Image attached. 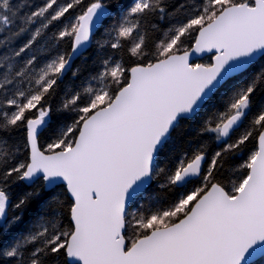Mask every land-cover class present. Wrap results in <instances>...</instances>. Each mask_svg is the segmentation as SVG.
I'll list each match as a JSON object with an SVG mask.
<instances>
[{"label":"trees","instance_id":"obj_1","mask_svg":"<svg viewBox=\"0 0 264 264\" xmlns=\"http://www.w3.org/2000/svg\"><path fill=\"white\" fill-rule=\"evenodd\" d=\"M98 2L110 9L109 16L88 48L68 68H61L80 17ZM133 2L0 0V192L8 198L0 222V264H69L65 244L72 231V201L65 187L45 190L42 179L30 186L21 180L29 160L26 121L45 113L38 136L43 151L71 146L83 119L109 103L127 83L132 66L187 50L198 29L224 7L254 0H148L143 8L131 11ZM126 28L130 31L123 33ZM174 38L165 50L163 45ZM211 59L207 55L197 62L209 65ZM49 62L51 71L45 69ZM103 91L106 97L96 102ZM242 100L239 128L222 139L217 129ZM262 129L264 55L223 83L195 116L175 125L158 151L151 184L126 212L127 247L152 229L181 218L193 202L174 216H158L192 189L199 190L198 197L217 183L234 195L248 175ZM201 153L206 155L201 176L177 187V172ZM156 217L162 222L156 223ZM252 264H264V256Z\"/></svg>","mask_w":264,"mask_h":264},{"label":"water","instance_id":"obj_2","mask_svg":"<svg viewBox=\"0 0 264 264\" xmlns=\"http://www.w3.org/2000/svg\"><path fill=\"white\" fill-rule=\"evenodd\" d=\"M109 14L98 2L80 17L65 69ZM207 55L209 65L197 62ZM263 55L264 0L231 4L198 29L187 50L132 66L109 103L83 119L71 146L43 151V118L26 121L29 160L21 180L30 186L42 179L45 190L65 187L72 201L69 264H252L264 256V129L234 195L212 183L177 221L128 247L124 236L129 205L151 184L158 151L175 125ZM241 121L240 113L229 116L219 136L228 139ZM205 162L204 153L195 156L178 171L175 185L198 179Z\"/></svg>","mask_w":264,"mask_h":264},{"label":"rangeland","instance_id":"obj_3","mask_svg":"<svg viewBox=\"0 0 264 264\" xmlns=\"http://www.w3.org/2000/svg\"><path fill=\"white\" fill-rule=\"evenodd\" d=\"M223 1H227V0H219V3H223ZM146 4H148V0H134L131 11L139 10V9L143 8L144 6H146ZM129 31H130L129 28L122 29L123 33H128ZM174 39L169 41L166 45H163V46H166L165 50L170 48L175 43L176 39L175 40ZM161 46L162 45H160L159 47H161ZM46 68L49 71H51L53 69V62L47 63L45 66V69ZM61 68H64V64L61 65ZM116 71H117V68L115 66V69L113 70V72H116ZM105 97H106V93H105V91H103L96 98V102L103 100ZM31 106H34V103H30L29 107H31ZM244 108H245L244 100H242L240 102V104L237 105V108L235 109L234 112L243 114ZM38 115L41 116L43 118V120H45V118H46L45 113L39 112ZM22 116H23V114H20L21 118H22ZM17 118H19V116ZM218 131H219V128L217 129V133H218ZM174 179H175V177H174ZM238 189H240V187ZM198 192H199V190L196 191V189H192L188 194L183 195L182 198L174 205V207L171 210L162 213L161 216H158V217H161L163 219V218H166V217L171 216V215L174 216L178 212H182V211L186 210L188 208V206H190V204L197 199L196 197H197ZM7 203H8V198L4 194L0 195V222H2L4 219V214H5ZM158 217L155 218V222L156 223L162 222L160 219H158Z\"/></svg>","mask_w":264,"mask_h":264},{"label":"bare ground","instance_id":"obj_4","mask_svg":"<svg viewBox=\"0 0 264 264\" xmlns=\"http://www.w3.org/2000/svg\"><path fill=\"white\" fill-rule=\"evenodd\" d=\"M243 184V183H242Z\"/></svg>","mask_w":264,"mask_h":264}]
</instances>
